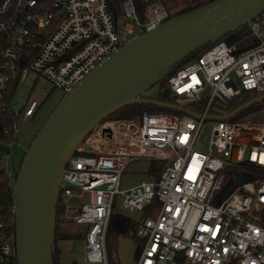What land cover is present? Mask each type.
Here are the masks:
<instances>
[{
	"label": "built area",
	"instance_id": "obj_1",
	"mask_svg": "<svg viewBox=\"0 0 264 264\" xmlns=\"http://www.w3.org/2000/svg\"><path fill=\"white\" fill-rule=\"evenodd\" d=\"M168 18L160 0H146L144 19L133 0H121L117 15L110 0H0V114L18 118L15 135L19 120L32 118L43 101L20 100L17 90L9 97L20 74L37 72L65 95L123 44ZM246 26L250 45L219 40L167 75L174 103L196 104L200 118L142 111L103 120L69 159L59 192L65 212L78 209L72 219L84 226L87 262L108 264L106 231L120 205L143 213L136 264H264V180L243 166L264 167V108L214 119L207 141L200 139L205 115L222 114L216 110L244 91L264 92V11ZM9 155L0 149V168L15 181L19 168L6 169ZM144 159L164 162L160 173L123 187L129 163ZM5 226L0 216V264H18L16 236L12 242Z\"/></svg>",
	"mask_w": 264,
	"mask_h": 264
},
{
	"label": "water",
	"instance_id": "obj_2",
	"mask_svg": "<svg viewBox=\"0 0 264 264\" xmlns=\"http://www.w3.org/2000/svg\"><path fill=\"white\" fill-rule=\"evenodd\" d=\"M264 11V0H213L142 32L95 66L53 107L29 146L13 186L18 264H53L59 179L88 134L126 105H153L200 118L190 108L142 96L202 45L219 41ZM264 100V92L222 114L226 119ZM0 149L10 153L7 144ZM231 177L243 182L230 172ZM124 243H122V249Z\"/></svg>",
	"mask_w": 264,
	"mask_h": 264
},
{
	"label": "trees",
	"instance_id": "obj_3",
	"mask_svg": "<svg viewBox=\"0 0 264 264\" xmlns=\"http://www.w3.org/2000/svg\"><path fill=\"white\" fill-rule=\"evenodd\" d=\"M121 0H110V9L111 11L117 15L118 12V4ZM138 16L140 19H144V6L146 4V0H133ZM165 5L166 9L169 12V18L181 14L185 11L193 9L195 7L204 5L213 0H160ZM220 40L226 41L228 44H237L238 46H248L252 43V38L249 36V30L247 26L244 25L239 29L227 34L222 37ZM214 43L209 42L197 50L191 52L185 58L177 62L173 67L172 71L186 64L187 62L198 57L205 49L213 45ZM25 64H22V68ZM15 79L9 85V97L13 96L18 88V80ZM159 93L156 96H148L145 93L142 96L155 98L157 100H162L166 102H175V98L169 92L167 88V76L163 77L158 83ZM257 94L254 91H244L239 96L232 99L225 106L219 107L216 110L217 113H224L232 110L238 105L242 104L246 100L255 97ZM264 104V100L260 102H256L249 107L245 108L243 111L237 113L235 116L231 117V119H239L241 115L248 112L249 110L260 108L261 105ZM192 111L196 113H201L200 108L196 104H190L188 106ZM142 111H147L149 113H177L182 114L181 112L170 110L167 108H162L153 105H145V104H132L126 105L121 109L111 113L104 120H127L131 119L135 115L140 114ZM17 117L13 115L11 112H5L0 114V143L11 144L14 139V131L13 124L17 121ZM164 162H153L150 165L149 173L153 176H157ZM243 166L251 171H256L261 174V179L264 180V167H260L254 164L243 163ZM13 183L14 179L8 177L3 169L0 168V216H2L6 221L5 232L12 239V242L15 240V214L13 211ZM78 212V209H75L72 212V215H75ZM68 220L65 218V210L63 208L62 202V192H59L58 201L56 205V214H55V247L52 252V260L53 264H58V255L59 249L57 248V241L62 239H70L75 237H83L84 239V231L82 233L70 232L68 227H66ZM138 223L131 217L123 213L113 212L106 231V249L108 254V264H120L117 260V256H112V250H115L120 237H131L135 241L141 240L135 235L136 228Z\"/></svg>",
	"mask_w": 264,
	"mask_h": 264
},
{
	"label": "rangeland",
	"instance_id": "obj_4",
	"mask_svg": "<svg viewBox=\"0 0 264 264\" xmlns=\"http://www.w3.org/2000/svg\"><path fill=\"white\" fill-rule=\"evenodd\" d=\"M138 33L139 31H135V34ZM20 77L21 74L18 79V98L24 101L31 95L38 96L39 99L43 101L32 118L19 120L18 128L15 134L16 138L10 145V155L6 156L4 161L8 171H12L14 166L17 168L20 167L24 157L23 148L29 146L42 123L63 95L59 89L37 74V72L28 70L24 73L22 79H20ZM158 93V84H155L145 92L148 96H156ZM263 108L264 104L261 105L260 109ZM214 122L215 121L213 119L207 118L203 122L200 139L204 141V143L210 135V129ZM152 163L153 161L148 159L131 161L122 176V186L129 187L143 180H150L149 168ZM73 211L74 210H66L65 212V218L68 220L66 227H68L70 232L83 234L84 226L73 223ZM115 212L124 213L137 221L142 218V213L139 211H129L123 209L120 205L115 208ZM122 243L125 244L123 249ZM57 248L59 249L58 264H104L102 262H87L85 260L83 237L79 236L70 239L58 240ZM141 248L142 243L140 241H135L128 236L120 237L116 249L112 250V256H117V260L120 264H136Z\"/></svg>",
	"mask_w": 264,
	"mask_h": 264
},
{
	"label": "crops",
	"instance_id": "obj_5",
	"mask_svg": "<svg viewBox=\"0 0 264 264\" xmlns=\"http://www.w3.org/2000/svg\"><path fill=\"white\" fill-rule=\"evenodd\" d=\"M24 148H25V147H24ZM117 206H118V205H116L115 208H116ZM115 208H114V211H113V212H115ZM139 212H140V211H139ZM117 213H119V212H117ZM140 213H142V212H140ZM123 214H124V213H123ZM142 217H143V213H142ZM135 221H136L137 223H139L140 220H139V221L135 220ZM124 245H125V244H124Z\"/></svg>",
	"mask_w": 264,
	"mask_h": 264
}]
</instances>
